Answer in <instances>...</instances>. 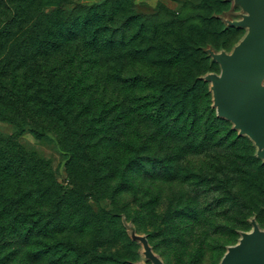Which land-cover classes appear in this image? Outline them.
<instances>
[{"label": "trees", "instance_id": "trees-1", "mask_svg": "<svg viewBox=\"0 0 264 264\" xmlns=\"http://www.w3.org/2000/svg\"><path fill=\"white\" fill-rule=\"evenodd\" d=\"M230 4L0 0V121L14 127L0 132V264H132L116 247L132 210L122 195L148 171V150L169 172L178 142L210 140L203 120L204 131L225 125L254 148L211 107L203 78L213 63L206 47L230 50L245 33L220 18ZM26 132L53 136L68 154L66 184L20 143Z\"/></svg>", "mask_w": 264, "mask_h": 264}, {"label": "rangeland", "instance_id": "rangeland-1", "mask_svg": "<svg viewBox=\"0 0 264 264\" xmlns=\"http://www.w3.org/2000/svg\"><path fill=\"white\" fill-rule=\"evenodd\" d=\"M72 1L90 4L101 0ZM182 1L137 0V3L142 10H149L159 3L177 9ZM228 1L231 4L220 18L226 26L240 27L237 23L247 12L234 0ZM241 28L245 32L244 37L249 28ZM238 43L230 50L211 45L206 47L213 63L203 75L205 81L207 74L221 71L214 54L222 51L231 53ZM207 82L212 92L211 107L217 111L212 83ZM201 104H205V100L202 99ZM230 123L239 135L254 143V148L243 140L234 139L233 134L227 135L225 125L216 124L215 130L212 127L208 132L204 131L207 126L204 127L206 123L203 120L199 133L210 140L204 146L199 143L185 146L178 142L182 148H178L169 172L164 171L165 165L159 171L153 167L151 156L155 150H148L143 155V164L148 171L144 167L142 173L138 171L133 175V189L122 195L132 210L130 215H121L123 228L118 233L124 231L126 235H121L122 240L116 243L118 251L123 252L132 264H155L147 253L146 244L163 264H219L229 248L240 242L244 233L253 232L256 226L264 231V157L260 154L263 148ZM136 125L131 131L134 144L138 142L139 135ZM142 130L147 131V128ZM13 131L11 124L0 121L1 133ZM157 135L160 134L157 132ZM161 141L159 138L155 141L158 158L165 155L161 154L165 150V145L159 146ZM152 142L149 141L148 145ZM20 143L49 159L53 169L58 170V180L64 184L68 182V154L53 136L38 139L26 132ZM91 203L96 204L93 200ZM100 204L109 206L110 200H102Z\"/></svg>", "mask_w": 264, "mask_h": 264}, {"label": "water", "instance_id": "water-1", "mask_svg": "<svg viewBox=\"0 0 264 264\" xmlns=\"http://www.w3.org/2000/svg\"><path fill=\"white\" fill-rule=\"evenodd\" d=\"M247 14L237 25L249 28L231 53L214 54L220 73H209L214 105L220 117L234 123L263 148L264 157V0H234ZM155 264H163L146 244ZM219 264H264V231L257 226L231 246Z\"/></svg>", "mask_w": 264, "mask_h": 264}]
</instances>
